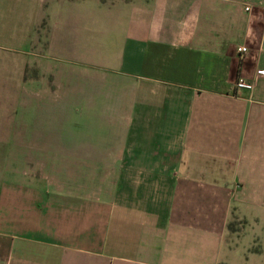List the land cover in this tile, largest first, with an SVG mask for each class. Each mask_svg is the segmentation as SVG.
I'll list each match as a JSON object with an SVG mask.
<instances>
[{"label":"crops","instance_id":"obj_1","mask_svg":"<svg viewBox=\"0 0 264 264\" xmlns=\"http://www.w3.org/2000/svg\"><path fill=\"white\" fill-rule=\"evenodd\" d=\"M86 1L0 61V264H264V0Z\"/></svg>","mask_w":264,"mask_h":264},{"label":"rangeland","instance_id":"obj_2","mask_svg":"<svg viewBox=\"0 0 264 264\" xmlns=\"http://www.w3.org/2000/svg\"><path fill=\"white\" fill-rule=\"evenodd\" d=\"M87 12L94 15L98 10L95 5L89 4L86 0H58V3H51V0H41V2L40 0H30L29 4L23 3L20 6L10 4L9 16L3 20V23H0V61L8 62L12 67L8 75L12 77V74L16 76L21 74V77H27L31 74V70L26 68L25 63L32 58L29 55L30 51L34 50L36 41L42 37V30L46 31L51 27L50 18L56 15L67 18L66 16L69 13L83 14ZM76 26L78 28V24ZM24 28L27 29L26 37L22 36L25 35ZM90 29L94 30L92 26ZM92 36H95V34ZM92 40L94 50L95 42L93 37ZM19 61L23 63L21 67H15ZM2 106L12 112L14 115L12 122L18 125L20 121L19 83L14 81V79L0 84V108ZM27 119H31V116H28ZM239 223L231 221L228 224V229L238 228L240 226L238 225ZM218 264L241 263H238V261L230 262L229 257L226 256L218 261Z\"/></svg>","mask_w":264,"mask_h":264},{"label":"built area","instance_id":"obj_3","mask_svg":"<svg viewBox=\"0 0 264 264\" xmlns=\"http://www.w3.org/2000/svg\"><path fill=\"white\" fill-rule=\"evenodd\" d=\"M244 52H245V47L244 46H238L236 48V53H238L239 56L241 54H243ZM233 87L235 89H251L252 88V84L250 82H246V81L242 80L241 78H239V79L234 81Z\"/></svg>","mask_w":264,"mask_h":264}]
</instances>
